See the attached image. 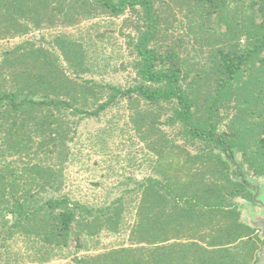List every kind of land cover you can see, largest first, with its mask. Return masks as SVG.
I'll list each match as a JSON object with an SVG mask.
<instances>
[{"label":"trees","instance_id":"1","mask_svg":"<svg viewBox=\"0 0 264 264\" xmlns=\"http://www.w3.org/2000/svg\"><path fill=\"white\" fill-rule=\"evenodd\" d=\"M154 3L0 0V41L100 14L144 16L126 87L99 81L110 63L98 61L94 39L70 32L1 52L0 264L47 263L74 237L89 251L85 239L98 247L99 235L121 232L127 244L76 264L258 262L264 240L240 200L262 205L249 176L264 178V0H170L164 10L179 8L201 42L193 55L180 36L170 44ZM121 101L156 156L153 173L98 207L73 199L62 189L80 121Z\"/></svg>","mask_w":264,"mask_h":264},{"label":"rangeland","instance_id":"2","mask_svg":"<svg viewBox=\"0 0 264 264\" xmlns=\"http://www.w3.org/2000/svg\"><path fill=\"white\" fill-rule=\"evenodd\" d=\"M154 1L157 15L166 18L162 24L168 28L170 44L179 40L180 36L183 39L180 45L181 53L195 54L196 50L201 48V42H198V37L192 31L188 19L180 13L179 8L173 7L175 17L170 14L169 8L164 10L170 0ZM143 21L144 16L140 11L128 10L119 17L100 14L77 26L44 28L24 36L2 40L0 54L4 48L25 40L50 45L49 40L52 35L62 31L70 32L76 37L82 36L85 42L94 39L98 61L101 64L110 63L105 72L95 74L99 81L126 87L134 81L135 72L131 67L135 58L134 42L138 37L139 28L144 29ZM129 111L125 101H121L99 117H85L80 121L76 137L70 142L74 156L65 169V185L62 192L68 193L73 199L98 207L121 195L125 188L132 187L134 180L140 181L153 173L151 164L154 163L156 156L133 128ZM163 128L169 130L165 126ZM249 177L257 189L256 194L259 197L257 201L262 205L241 199L242 219L256 227L258 234L264 240V227L257 224L264 221V178L251 175ZM131 195L125 194L126 200H129L128 197ZM139 196L135 194L134 202L127 207L126 214L129 215L130 212L127 217L129 223L135 220V215L131 213L135 211L132 208L137 205ZM76 240L75 237L72 238L70 247L47 263L26 261L24 264H76V260L80 257L116 248L123 243L127 244L128 236L123 232L103 233L98 236V247H96V238L85 239L84 243L90 248L89 251L84 248L77 249L79 241ZM22 245V241H17L14 247L19 249Z\"/></svg>","mask_w":264,"mask_h":264},{"label":"water","instance_id":"3","mask_svg":"<svg viewBox=\"0 0 264 264\" xmlns=\"http://www.w3.org/2000/svg\"><path fill=\"white\" fill-rule=\"evenodd\" d=\"M254 197L256 198L257 194H255ZM257 224L264 227V221L258 222ZM256 264H264V246H263L262 254L260 255L259 260Z\"/></svg>","mask_w":264,"mask_h":264}]
</instances>
